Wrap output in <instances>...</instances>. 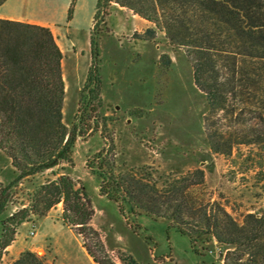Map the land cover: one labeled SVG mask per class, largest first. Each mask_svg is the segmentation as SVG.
<instances>
[{
  "label": "trees",
  "instance_id": "obj_1",
  "mask_svg": "<svg viewBox=\"0 0 264 264\" xmlns=\"http://www.w3.org/2000/svg\"><path fill=\"white\" fill-rule=\"evenodd\" d=\"M76 2L71 0L68 21ZM113 3L153 22L171 45L185 52L195 84L206 97L204 124L213 152L227 155L241 145L264 144V0H98L96 26L100 9ZM147 32L145 39L156 37L155 28ZM99 34L91 37L93 64L86 82L91 100L99 97L102 83ZM63 57L50 27L0 18V150L15 170L12 181H0V264L19 226L61 202L64 223L83 238L94 261L117 264L92 224L95 209L87 191L66 172H55L28 206L5 217L14 188L24 179L74 164L77 137L84 130L80 117L71 128L63 120ZM88 167L100 178V194L117 203L122 214L167 219L190 238L201 257L216 242L226 249L220 252L223 264H264V208L236 218L207 196L204 168L170 177L159 187L145 173L117 171L107 152L97 154ZM128 263L137 261L130 257ZM9 264L47 263L25 250Z\"/></svg>",
  "mask_w": 264,
  "mask_h": 264
},
{
  "label": "rangeland",
  "instance_id": "obj_2",
  "mask_svg": "<svg viewBox=\"0 0 264 264\" xmlns=\"http://www.w3.org/2000/svg\"><path fill=\"white\" fill-rule=\"evenodd\" d=\"M37 1L36 17L51 28L64 53V123L71 128L80 117L84 132L77 137L73 166L64 163L24 179L14 188L5 217L28 206L55 172H66L87 191L95 209L92 224L117 264H129L130 257L137 264H223L220 252L226 249L216 242L201 257L190 238L167 219L144 212L122 214L117 203L100 194V178L88 163L107 152L117 171L145 173L159 187L170 177L202 167L207 196L242 219L264 208V144L241 145L227 155L211 150L204 124L207 101L195 84L193 68L185 52L171 45L153 22L113 3L100 9L96 26L98 0H77L68 21L71 0ZM149 28L156 29L153 39H145ZM97 31L102 83L99 97L91 100L86 82L93 64L91 37ZM14 177L10 160L0 150V181L9 183ZM62 214V202L44 216L32 214L17 229L1 264L25 250L47 264H97Z\"/></svg>",
  "mask_w": 264,
  "mask_h": 264
},
{
  "label": "crops",
  "instance_id": "obj_3",
  "mask_svg": "<svg viewBox=\"0 0 264 264\" xmlns=\"http://www.w3.org/2000/svg\"><path fill=\"white\" fill-rule=\"evenodd\" d=\"M14 1L17 3L13 4ZM38 6L37 0H5L0 5V18L45 25L36 17L40 12Z\"/></svg>",
  "mask_w": 264,
  "mask_h": 264
},
{
  "label": "built area",
  "instance_id": "obj_4",
  "mask_svg": "<svg viewBox=\"0 0 264 264\" xmlns=\"http://www.w3.org/2000/svg\"><path fill=\"white\" fill-rule=\"evenodd\" d=\"M35 233H36V232H35L34 229H33V230L31 231V234L35 235Z\"/></svg>",
  "mask_w": 264,
  "mask_h": 264
}]
</instances>
